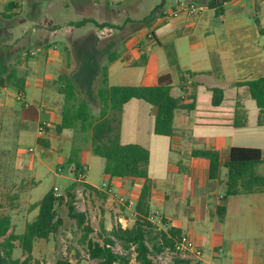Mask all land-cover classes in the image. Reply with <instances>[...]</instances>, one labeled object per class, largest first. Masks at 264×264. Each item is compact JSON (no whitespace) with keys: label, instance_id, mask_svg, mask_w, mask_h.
<instances>
[{"label":"crops","instance_id":"obj_1","mask_svg":"<svg viewBox=\"0 0 264 264\" xmlns=\"http://www.w3.org/2000/svg\"><path fill=\"white\" fill-rule=\"evenodd\" d=\"M97 1L107 6L108 10L111 5L126 4L129 0H109L107 4L103 0ZM138 1L135 0V3ZM209 1L211 0L167 1L163 11L157 14L154 23V28L157 30L155 40H150V44L144 42L141 44L138 43V39H134L130 43L134 50L132 54L131 50L127 49L126 36H123L118 42V50L109 54V57L115 55L116 59L113 62L107 61L104 68L108 72L109 86H154L158 84L160 76L170 74L173 81L172 95L180 99L181 106H194L192 110L181 108L176 111L175 134L168 137L155 133L156 108L143 100H131L124 106L122 112L121 141L126 145H141L150 152L147 170L152 182L150 217H153V222L163 230L171 227L181 230L182 234L190 236L201 250L203 246L213 244L214 257L223 252L222 245H224L228 250L227 256L231 255L230 259L234 261V257L242 258L244 251L241 248L234 249L233 242L227 243L224 231H234V217L241 215L244 217L242 221L244 226L255 231L256 234L250 245L254 247L259 240L264 244V192L227 196L228 169L225 167L222 169L220 180H212L209 176L210 161L194 157L192 152L219 151L223 163H226L234 147L264 151L262 143L259 145L238 143V137L241 139L252 137L263 141L264 126L258 123L260 114L258 107L253 120L250 119L247 103L251 98L246 93L247 88L234 87L236 82L264 77V15L262 19L256 15V11L260 8L264 11V0H240L241 4L231 9H228V6L239 0H228L224 3L222 15L216 14L215 9L205 7ZM162 2L163 0H160L157 5ZM184 3L197 4L205 9L197 15L183 12L174 17L172 13L179 6H185ZM25 5L26 2L23 0L18 2L0 0V32H12L11 27L20 22L22 12L26 9ZM90 18L100 24L110 23L105 16L101 21L96 17ZM31 19L35 28L28 33L29 27H25V35L30 39L37 38L38 45L45 50L49 49L48 54L53 56L57 60V66L61 67L64 51L73 44L72 28L56 29L50 35L51 38L58 36L65 40L64 50H61L57 43L53 46L47 45L43 36L38 37V29L47 25H39L38 18L31 17ZM21 22H26V19ZM96 35L100 42L105 40L108 42L110 38H121L119 34L108 28L100 29ZM165 44L174 45L181 69L193 73V75L187 74L184 82L181 81L178 71L169 65ZM139 58L142 62L138 61ZM138 68L144 70L138 72L136 70ZM37 78L34 75L26 76L25 91L20 94L25 101H28L27 90L30 88L35 90ZM213 88L224 91V100L217 107L213 105ZM240 97L248 115V125L242 129L234 125L236 103ZM27 106L34 108L37 105H32L28 101ZM61 119L62 116L57 121V125L61 123ZM49 124L51 126V123ZM68 131L74 130L67 129L63 133ZM73 151L79 156L92 153L90 149L89 152L82 154L79 149L74 148L71 154H68V160ZM83 165L86 169V163ZM71 168L73 173L74 169ZM81 178L84 183L98 191L86 190L88 194L97 196L98 200H101L100 227L104 225L106 230L110 231L117 224H122L124 228L133 226L136 218L135 207L146 179L111 178L104 173L101 184L96 186L86 180V172ZM105 184L108 185L107 189L104 187ZM119 197L131 201L132 204L120 203ZM114 204H118L119 208ZM220 208L226 209L225 214L222 215ZM237 226L241 224L238 223ZM172 255L166 252L158 256L156 261L158 264L159 262L173 264ZM133 257L131 264L136 262L135 256Z\"/></svg>","mask_w":264,"mask_h":264},{"label":"rangeland","instance_id":"obj_2","mask_svg":"<svg viewBox=\"0 0 264 264\" xmlns=\"http://www.w3.org/2000/svg\"><path fill=\"white\" fill-rule=\"evenodd\" d=\"M23 1L26 2V9L22 12L20 22L11 27L12 32H0V76L15 70L19 78H26L28 75L38 77L35 90L30 88L26 92L27 100L32 105H37L34 108L27 106L28 101L22 99L15 88L0 85V214L11 215L15 234H21L26 223L30 220L33 221L38 215L37 210L29 212L32 204L39 202L51 189L58 188L57 195H62L75 182L76 177H73L72 168L67 158L72 149H79L82 154L91 149L89 133L81 131L57 133V121L60 119L65 103V94L63 93L65 82L61 81L60 77L66 74L73 79L77 87L78 99L87 101L91 113L96 120H99L101 104L97 92L102 86L103 69L109 61V54L118 50V42L123 36H126L127 49L131 50L132 54H134V50L130 43L134 39H138V43L141 44H150V40H155L157 30L154 28V23L156 19L145 20L160 2V0H139L135 3V0H129L126 4L111 5L107 10V6L99 1L96 2V0ZM103 1L106 4L109 2V0ZM207 1L205 0V2ZM240 4V0L231 3L228 9ZM184 5L188 4L184 3ZM261 10L260 8L256 11V15L262 19L264 11ZM103 16L108 19V22L118 27L111 30L115 34H119L121 38H110L108 42L106 40L100 42L96 35L100 28L96 25L89 23L81 28L71 25L90 17H96L98 21H101L104 19ZM31 17L38 18L39 25H47L45 28L38 29V37L42 38L43 36L47 45L53 46L57 43L61 50H64L65 40L58 36L51 38L50 35L56 29L68 28L69 30L72 28L73 44L64 51V61L61 67H58L57 60L48 54L49 49L45 50L38 45L37 38L30 39L28 35H25V27H29L28 33H31L35 28ZM24 19L26 22H21ZM46 22L48 23L46 24ZM149 34H152L153 37L149 38ZM181 51L183 52V50ZM138 61L142 62V59L139 58ZM136 70L142 72L144 69ZM246 93L249 94L247 89ZM35 98L38 100L36 101ZM247 108L252 121L258 110L256 103L250 99ZM44 121L48 124L51 123V126L43 135H40L39 127ZM39 140H43L44 143L48 142L49 147L40 144ZM237 140L238 143L245 145H254L255 143L264 145V140L252 137L243 139L238 137ZM32 148L35 149L34 152H30ZM78 157L80 162L86 163L87 168L84 167L86 180L96 186L100 185L104 177L105 160L93 153ZM256 172L264 175V164L257 166ZM100 201L97 196L88 194L86 190L82 189L77 192L75 199L77 210L88 211L85 212L88 222L96 231L91 236L97 239V232L100 231L99 210L102 208ZM114 206L119 208L118 204H114ZM59 213L63 219V226L57 236L52 237L49 241H38L33 251L35 262L56 264L59 258L68 256L74 264H96L89 260L85 248L79 244L83 231L78 229L76 223L68 218L67 208L62 207ZM243 219V216L235 215L234 231H224L227 243L233 242L234 249H243L242 258L234 257V261H232L231 255L227 256L228 250L224 245H222L223 252L214 257V246L209 244L203 246L202 250L203 259L206 263L208 262L207 264H222L223 262L226 264H264L263 241L259 240L254 247L250 245L256 234H254L255 231L244 226ZM238 223L241 226H237ZM218 245L221 244L218 243ZM116 250L122 252L119 246L116 247ZM175 256L178 257L176 252L171 259H174ZM13 258L24 260L23 251L18 244L14 250ZM133 264L137 263L133 262ZM159 264L162 263L159 262Z\"/></svg>","mask_w":264,"mask_h":264},{"label":"trees","instance_id":"obj_3","mask_svg":"<svg viewBox=\"0 0 264 264\" xmlns=\"http://www.w3.org/2000/svg\"><path fill=\"white\" fill-rule=\"evenodd\" d=\"M167 1L157 5L150 16L145 20L157 18L163 11ZM228 0H211L208 8L215 9L216 14L224 13V3ZM92 23L100 29L118 27L112 23L100 24L93 18H85L72 26L84 27ZM167 59L170 67L176 69L182 82L187 74L179 65L176 49L173 44H165ZM115 55H110L109 61L113 62ZM61 81L65 82V103L62 110L61 123L57 125L58 134L70 129L90 134L91 151L94 155L105 160L104 173L111 178H144V185L139 201L135 207L136 218L132 227L124 228L117 224L112 230L100 227L97 232L98 239L92 238L96 231L88 222L85 212H80L75 206L76 194L79 190L97 191L93 186L84 183L81 178L85 174L84 165L78 160L76 151L72 152L69 165L73 167L75 182L65 192L58 196L55 189H51L39 202L33 204L29 212L38 211L33 221L27 222L22 234L13 231V220L9 214H0V264H40L35 262L33 251L37 241H49L57 236L63 226L60 209L66 207L68 218L74 221L78 229L83 231L79 244L85 248L86 254L96 264H131L133 256L137 264H158V256L170 252L174 254L182 232L176 228L161 229L158 224L150 220V197L152 182L148 176L147 165L150 161V152L138 144H124L121 141L122 112L124 106L131 100L138 99L147 102L156 108L155 133L161 136L175 134L174 118L176 111L181 108L192 110L194 106L183 107L181 101L172 95L173 81L170 74L160 76L158 84L154 86H109L108 72L103 69L102 86L97 95L101 104V116L96 120L91 113L87 101H80L77 97V87L69 75H62ZM2 87L15 88L19 94L25 91V78H19L15 70L0 76ZM234 87L248 89L249 96L260 110L258 123L264 126V77L254 80L234 83ZM213 105L220 106L224 100V91L213 88ZM234 125L236 128H246L248 125L247 111L238 99ZM39 143L49 147V143L39 140ZM194 157L205 158L210 161V179L220 180L222 169H228L226 181L227 196L249 195L264 192V175L256 172V167L264 164V151L260 149L234 147L226 163H223L221 153L215 150H194ZM18 196H16V199ZM222 215L226 209L220 208ZM165 222V221H164ZM23 251L24 260L14 259L13 253L16 245ZM119 246L122 252H118ZM56 264H74L68 256L59 258ZM173 264H190V261L175 256Z\"/></svg>","mask_w":264,"mask_h":264},{"label":"built area","instance_id":"obj_4","mask_svg":"<svg viewBox=\"0 0 264 264\" xmlns=\"http://www.w3.org/2000/svg\"><path fill=\"white\" fill-rule=\"evenodd\" d=\"M204 7L197 5V4H188L187 6H180L176 11L172 13L174 17L179 16L181 13L186 12L189 15H197L204 11ZM153 35L149 34V38H152ZM50 127L48 123H42L39 127V134L43 135L46 130ZM35 149H30V152H34ZM104 187L107 189L108 185L105 184ZM56 193L59 191L58 188H55ZM111 192V190H108ZM119 202L122 204H132V202L126 200L123 197L118 198ZM150 220L153 222V217H150ZM176 254L178 257L184 260L190 261V264H207L203 259V252L202 250L196 245L194 240L188 236L187 234H182L181 238L179 239L176 247ZM175 254V253H174Z\"/></svg>","mask_w":264,"mask_h":264}]
</instances>
